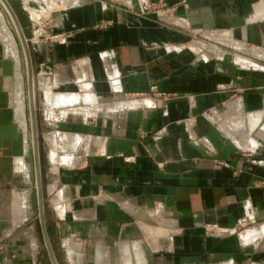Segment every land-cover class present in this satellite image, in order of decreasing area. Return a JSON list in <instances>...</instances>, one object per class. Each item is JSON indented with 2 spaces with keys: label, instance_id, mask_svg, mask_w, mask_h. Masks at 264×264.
I'll use <instances>...</instances> for the list:
<instances>
[{
  "label": "crops",
  "instance_id": "crops-1",
  "mask_svg": "<svg viewBox=\"0 0 264 264\" xmlns=\"http://www.w3.org/2000/svg\"><path fill=\"white\" fill-rule=\"evenodd\" d=\"M14 1L46 115L59 261L264 264V0ZM5 40L0 264H46Z\"/></svg>",
  "mask_w": 264,
  "mask_h": 264
},
{
  "label": "water",
  "instance_id": "water-1",
  "mask_svg": "<svg viewBox=\"0 0 264 264\" xmlns=\"http://www.w3.org/2000/svg\"><path fill=\"white\" fill-rule=\"evenodd\" d=\"M8 11L11 13L14 22L16 23L19 35L21 37L22 43L25 48L26 52V57H27V68H28V98L30 101V108H31V116L33 119V128H34V146L32 148L31 145V140L27 136L26 132V139H27V144H28V159L30 161V168H31V173L34 178V187H35V182L37 181V189L34 188L31 191V196H32V206L34 208V213H38L39 215V223L41 226L42 230V239H41V246H45L49 255V258L51 260L52 264H58V261L56 259L54 249L52 246V243L50 241L47 228H46V220H45V204H44V199H43V181H42V168L44 166L42 165L41 162V156H40V145H39V139H38V120L36 116V94H35V87H34V76H33V70H32V60H31V55H30V47L28 43V39L26 38V35L24 33V30L20 24V21L18 17L16 16V13L14 12L12 6L8 2V0H1ZM13 32V30H12ZM14 39L16 42H18V38L15 36ZM28 101V99L26 100ZM25 131V130H24Z\"/></svg>",
  "mask_w": 264,
  "mask_h": 264
},
{
  "label": "rangeland",
  "instance_id": "rangeland-1",
  "mask_svg": "<svg viewBox=\"0 0 264 264\" xmlns=\"http://www.w3.org/2000/svg\"><path fill=\"white\" fill-rule=\"evenodd\" d=\"M0 5L3 7V9L5 10L4 12H6L7 14H8V16H10L9 15V13L7 12V10H6V8L4 7V5L1 3V1H0ZM33 16L34 17H36L37 15H36V13H34L33 12ZM9 18V20H10V22L12 23V25L14 26V29L16 30V27H15V25H14V22H13V20H12V18L11 17H8ZM5 27V25H4V22L3 21H1L0 20V32H1V34L3 35V36H5L4 37V39H6L5 40V43L7 44V42L10 44V47H11V50H12V53H13V55L15 56V57H17V58H19L18 57V55H17V52H16V49H15V46L13 47V42H11V39L9 40V37H10V35L8 34L9 32L8 31H6V29L4 28ZM3 28V29H2ZM4 30H5V32H4ZM9 36V37H8ZM27 38V37H26ZM28 39V38H27ZM29 41V40H28ZM29 43V45H30V42H28ZM14 49V50H13ZM15 51V52H14ZM25 55V53L22 51V56L24 57V72H25V80L24 79H22V81H21V84H22V88H21V93H20V96H21V98H22V100L20 101V104H19V111H20V113L22 112V108L24 107L25 108V106H24V82H25V92H26V95H27V99H28V105H29V115H30V118H31V127H32V116H31V108H30V101H29V96H28V88H29V85H28V79H27V76H28V68H27V59H26V55ZM18 100L15 98L14 99V104H15V107H16V102H17ZM39 103V101L37 100V98H36V116H37V120H38V139H39V145H40V156H41V162H42V165L44 166L45 165V156H44V139H43V135H44V129H45V122H46V115L43 113V111H42V108L40 107V105L38 104ZM90 109H91V106H90ZM93 116V115H92ZM31 137H32V139H33V136H32V131H31ZM41 173H43V168H42V172ZM34 216H35V218L39 221V215H38V213H36V214H34ZM39 225H40V223H39ZM42 230L40 231V239H42ZM52 246H53V249H54V245L52 244ZM42 251H43V254H44V259H45V262H46V264H52L51 263V260H50V258H49V255H48V252H47V249H46V247L45 246H42ZM65 255V261L67 262V264H85L86 263V261H87V259H85L84 258V256L82 257L81 256V258L79 259V261H76V260H73L72 261V263L71 262H69V260H68V258H67V255H66V253H64ZM58 261V260H57ZM58 264H62L60 261L58 262Z\"/></svg>",
  "mask_w": 264,
  "mask_h": 264
},
{
  "label": "bare ground",
  "instance_id": "bare-ground-1",
  "mask_svg": "<svg viewBox=\"0 0 264 264\" xmlns=\"http://www.w3.org/2000/svg\"><path fill=\"white\" fill-rule=\"evenodd\" d=\"M1 1V0H0ZM1 3L4 5V3L1 1ZM4 7L6 8V6L4 5ZM7 12L9 13L10 16H8V14L6 12H4L5 10L3 9V7L0 5V20L4 22V25H5V29L6 31H8L10 37H9V40L11 39V42H13V47L15 46V49H16V52H17V55L19 57V60H20V67L22 69V79L25 80V72H24V57L22 56V51L25 53L26 55V52H25V48H24V45L22 43V40H21V37L19 35V32H18V29H17V26H16V23L14 22V19L11 15V13L8 11V9L6 8ZM8 17H11L13 22H14V25L16 27V30L14 29V26L12 25V23L10 22L9 18ZM3 29V28H2ZM13 30V32H12ZM5 32V30H4ZM3 34V33H2ZM17 37L18 38V42H16V40L14 39V37ZM5 37V36H3ZM11 44V43H10ZM9 44V45H10ZM12 45V44H11ZM14 50V49H13ZM15 52V51H14ZM24 55V56H25ZM27 59V57H26ZM16 60V59H15ZM18 63V62H17ZM18 82V81H17ZM29 85V84H28ZM24 106L25 108L23 107L22 108V112H21V116H22V122H23V125L25 127V129L27 130V135L28 137L30 138L31 140V145H32V138H31V118H30V115H29V105H28V102L26 101L27 100V95H26V92H25V82H24ZM88 99V98H87ZM32 123H33V119H32ZM22 124V123H21ZM33 138H34V128H33ZM33 148V147H32ZM28 152V151H27ZM35 188L37 189V181L35 182ZM29 203L32 207V211H34V208L32 206V196H30L29 198Z\"/></svg>",
  "mask_w": 264,
  "mask_h": 264
},
{
  "label": "trees",
  "instance_id": "trees-1",
  "mask_svg": "<svg viewBox=\"0 0 264 264\" xmlns=\"http://www.w3.org/2000/svg\"><path fill=\"white\" fill-rule=\"evenodd\" d=\"M8 2H9L10 5L12 6L14 12L16 13V16L18 17V19H19V21H20V24H21V26H22V28H23V30H24V33H25L26 37L29 39L28 34H27V31H26V27H25L24 18H23L22 14H21V11H20L18 5L15 3L14 0H8ZM52 244H53V243H52ZM53 245H54V244H53ZM54 253H55L56 259H57L58 262H59V258H58V256H57L56 251H55V247H54Z\"/></svg>",
  "mask_w": 264,
  "mask_h": 264
},
{
  "label": "built area",
  "instance_id": "built-area-1",
  "mask_svg": "<svg viewBox=\"0 0 264 264\" xmlns=\"http://www.w3.org/2000/svg\"><path fill=\"white\" fill-rule=\"evenodd\" d=\"M161 97H164L165 95L164 94H160ZM167 97V96H166ZM260 164H263V162H260ZM261 184L264 186V178L263 180L261 181Z\"/></svg>",
  "mask_w": 264,
  "mask_h": 264
}]
</instances>
